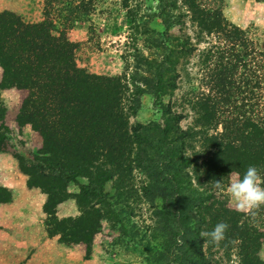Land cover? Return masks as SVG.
Returning <instances> with one entry per match:
<instances>
[{"label": "rangeland", "instance_id": "obj_1", "mask_svg": "<svg viewBox=\"0 0 264 264\" xmlns=\"http://www.w3.org/2000/svg\"><path fill=\"white\" fill-rule=\"evenodd\" d=\"M193 5L196 10L190 9ZM227 7L235 9V14L254 12L244 0H0V14L7 13L3 18L12 16L20 23L14 33L9 27L0 30V154L5 156L0 163L2 220L30 222L26 192L6 187L14 181L26 182L28 190L46 199L51 195L50 208L59 199L73 201L77 209V214L66 219H58L54 210L53 216L45 215L46 235L58 237L59 264H67V258L74 264H244L238 240L229 244L223 239L215 246L201 237V232L219 223V216L227 214L224 209L243 214L226 193L209 183L222 181L226 188L238 173L228 168L217 172L214 181L206 180L204 174L211 165L202 155L198 137L191 141L177 137L178 132L203 126L209 136L219 138L226 122L232 125L239 119L241 111L234 107L246 111L242 115L247 118L250 108L259 106L264 117V24L243 18L245 25L236 26L231 14L224 12ZM255 14L261 15L259 11ZM211 15L225 24L220 32L203 21ZM33 26L48 30L53 47L70 44L72 64L84 75L116 80L117 111L127 128L118 157L114 149L107 148L99 150L90 164L77 159L69 162L66 155L74 154L64 150L62 132L57 147L60 154L49 153L38 130L42 102L36 101L33 91L37 85H49L52 91L47 92V103L59 99V91L56 82L50 85L39 70L34 82L31 77L25 82L23 65L33 54L18 48L15 39L24 27ZM157 65L163 70L158 87L155 80L145 82L152 79ZM227 65L233 69L226 70ZM217 70L221 72L218 77ZM46 71L51 73L49 68ZM215 79L219 82L214 86ZM135 88L141 89L139 93ZM212 104L217 108L215 114L208 111ZM78 119L88 121L90 114L81 113ZM162 129H167L165 136ZM165 138L175 141L172 162L179 168L181 182L189 183L178 190L180 198L170 183L150 178L158 162L169 154ZM89 165L90 172L86 170ZM68 167L81 170L82 175L75 176L78 185L57 173ZM89 173L90 181L85 177ZM104 175L109 180L103 181ZM45 182L47 191L39 187ZM79 186L97 196L82 197L78 205ZM261 208L256 219L248 221L261 235L256 236L258 246L250 264H264ZM82 212L89 218L81 216ZM80 220L81 232L87 224L96 232L91 240L90 235L81 236L84 232L78 235L77 230L69 236L65 230L72 223L77 227ZM10 233L13 238L21 237L19 231Z\"/></svg>", "mask_w": 264, "mask_h": 264}, {"label": "trees", "instance_id": "obj_2", "mask_svg": "<svg viewBox=\"0 0 264 264\" xmlns=\"http://www.w3.org/2000/svg\"><path fill=\"white\" fill-rule=\"evenodd\" d=\"M190 9L196 10L197 6L193 5ZM5 15H7V13L0 14V30L5 31L6 28L9 27L10 32L14 33L15 29L20 26V23L16 21V18L14 17L12 20V16H8L7 19H4L3 17ZM204 20H207V26H209L210 29H215L217 32H220L225 27V24L221 23V20L217 23L214 15L209 16L207 19L203 18V21ZM216 24L217 26H215ZM44 28H42V26L24 27L15 38L18 40V48H21L24 53L33 54L28 60L27 58L25 59L27 62L23 65L25 71L23 78L25 82L29 83L30 77V82H34L35 73L39 70L38 72L41 73L44 80L47 79L50 81V85L56 82V90L59 91V93H57L59 99L47 103V95L52 91L49 85L45 84L43 86L40 84L36 87L34 86L36 91L32 90L36 101H38V103L42 102L40 107L37 105L42 113L40 114L39 112L38 114L40 117V121L38 122L40 126L38 127V130L43 139L44 145L46 144V147H49V153L51 155H59L60 150L57 149V147L61 141L58 140V137L59 132H62L65 136L63 139L65 142L62 143L64 150L72 153V155L74 154L73 156H70L66 153L69 162H75L77 159L81 162L90 164V159L97 156L96 153L99 150L104 149L105 151L107 148L108 151L109 149H114L113 152H115L118 157L121 155L120 147L122 146V140L126 137L127 128L125 122H120L121 119L117 111V103L119 101L117 95L119 94V87L116 80L100 79L93 76L88 77L84 75L82 71L75 69L72 64L71 45L64 43L63 45L61 44L53 47V39L50 37L48 30L45 31ZM231 29L234 28L231 26ZM5 58L9 60V56H6ZM8 62L9 61H7V63ZM48 62H54L55 65H50ZM221 66L222 65L219 62L216 64L217 69ZM40 68H43V70H40ZM46 68L51 69V73H48ZM224 68H226V70L233 69V67L229 65ZM255 68H257V64L255 65ZM218 70L215 71V76L217 77L221 73ZM154 72L152 79L149 81L145 80V82L149 84L155 80L158 87L162 78L163 70H160L157 65ZM215 80L214 86L217 85V81L219 82V79ZM58 85H60V87ZM32 87H29V89ZM138 89L141 90L140 88L134 89L135 93H139L137 91ZM134 101L136 103L137 99ZM55 102L57 107L54 105ZM214 105L215 104H212V107L208 109L211 114H215V109H217ZM224 108L227 109L229 106H225ZM234 109L236 111H241V113L239 112V119L232 125L229 122L224 121L226 122L224 126L225 128H223L224 134L219 138L209 136L207 129L203 128V126L198 130L189 128L185 131L178 132L177 134L179 140L185 138L186 140L191 141L192 139L194 140L195 137H198L202 149V155L206 157V163L209 166L211 165V168L205 171L204 177L206 180L214 181L217 172L223 173L228 168H231L234 171L236 170L238 175L241 176L249 165L257 166L260 170L261 176L264 177V117H262L263 113L261 114L262 107H251L249 110L251 115L247 116V118H243L242 115L246 111H242V109H239L238 107H234ZM84 112L90 114V120L80 121L78 119V116ZM202 118L198 117V120L202 121ZM176 130L177 129L175 128V131ZM166 131L167 129L161 130L163 136L167 134ZM172 133L174 135L176 134L174 130ZM164 141L170 148L169 154L164 161L158 162L157 167L153 169L151 177H149L157 180V183H159V180L170 183L175 189V197L180 198V192H178V190L187 188L189 183L181 182L182 177L179 178L177 175L179 168L177 166L174 167L175 163L172 162V150L174 149L173 144L175 141L169 140L166 142V138ZM180 145L183 144L181 143ZM86 170L90 172V165ZM80 171L81 170L75 167H68L65 171L57 173L64 180L76 184L75 176L80 177L82 175V172ZM89 176L90 173L85 176L88 181H90ZM106 180H109V178L107 175H104L103 181ZM262 186H264V184H262ZM39 187L42 190L47 191L45 187L49 186L47 182H45L44 186ZM78 188L79 194L76 196L78 205L82 197L90 198V196H97L96 193L90 191V189L82 188L81 186ZM207 190L210 191L209 188H207ZM50 198L51 195L48 194L46 203L43 207V211L47 217L53 216L55 205L62 201L58 199L52 202L50 208ZM200 204L201 203L199 202L198 205ZM204 210H207L206 207ZM224 211L227 212V214L223 213V216H219V222H225L229 225V228L225 233L224 243L231 244L234 242L233 240H238L240 256L243 258L242 263L250 264L258 246V239L256 236L260 237L261 235L256 231L254 226L248 224V221L250 220L245 218V215L232 211L228 212L225 209ZM82 215H85V213L82 212L81 216ZM85 216L89 218L88 215ZM84 220L86 219H83V221ZM69 221L70 219L62 220L61 222ZM81 222L82 221L80 220L77 227H74V224L72 223L71 226L66 227L65 230L70 234L69 236L77 230L78 235H81V233L84 232L81 236L87 238L89 237L88 235H90L91 240L96 232L92 229V225L89 226L88 224L82 227V230L85 231L81 232ZM63 231L64 230H61L59 234H63ZM247 260L249 263H247ZM255 264L257 263L255 262Z\"/></svg>", "mask_w": 264, "mask_h": 264}, {"label": "crops", "instance_id": "obj_3", "mask_svg": "<svg viewBox=\"0 0 264 264\" xmlns=\"http://www.w3.org/2000/svg\"><path fill=\"white\" fill-rule=\"evenodd\" d=\"M244 2L251 6V10L254 12L246 11L245 15L241 12L235 14V9L227 7L224 12L231 14V23L240 27L245 25L244 19L247 21V19L253 18L257 23L263 25L264 0H244ZM257 11L261 13L258 17L255 14ZM4 159L5 156L0 154V163ZM6 187L18 188L26 192L25 201L30 214V222L22 220L6 222L0 217L1 222H6L0 224V264H59L60 261L56 258L59 246L58 237H48L46 235L44 225L46 216L43 212L45 196L28 190L26 182L14 181ZM75 214H77V209L71 200L60 202L54 208V215L58 219L73 217ZM11 231H19L21 237L13 238ZM70 254L72 253L70 252ZM66 261L67 264H69V261L71 264L75 263V261L68 258Z\"/></svg>", "mask_w": 264, "mask_h": 264}, {"label": "clouds", "instance_id": "obj_4", "mask_svg": "<svg viewBox=\"0 0 264 264\" xmlns=\"http://www.w3.org/2000/svg\"><path fill=\"white\" fill-rule=\"evenodd\" d=\"M264 177L255 165H249L243 176L238 174L225 188L222 181L213 183L214 189L224 192L234 204L235 209L243 213L245 218L255 220L259 210L264 206ZM229 225L225 222L217 223L211 231L201 232V237L205 242L218 246L225 238Z\"/></svg>", "mask_w": 264, "mask_h": 264}]
</instances>
